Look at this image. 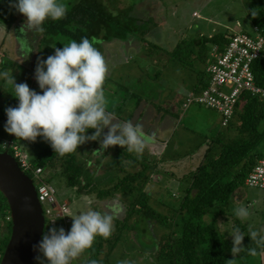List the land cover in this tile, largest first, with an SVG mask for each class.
I'll use <instances>...</instances> for the list:
<instances>
[{
    "label": "trees",
    "instance_id": "obj_1",
    "mask_svg": "<svg viewBox=\"0 0 264 264\" xmlns=\"http://www.w3.org/2000/svg\"><path fill=\"white\" fill-rule=\"evenodd\" d=\"M4 1L0 0V23L10 27L12 24L8 21L12 17L19 20L17 23L20 22L22 25L26 23V17L11 6L17 4L18 0ZM66 4L68 5L66 16L58 21L48 19L43 25L45 28L43 33L25 29L31 37L27 42L32 52L34 51V54H31L29 70L34 71L38 59L54 55L55 48L62 49L71 40L80 42L83 37L89 39L97 37L104 43L121 42L134 32L135 27L130 26L131 22L142 23L134 18L135 15L130 17L131 13H134L131 8H128L127 17L121 19L126 10L120 9L114 14L102 0H68ZM3 8L6 10L2 11ZM254 8L259 9L256 18L251 16L250 11L248 12ZM246 20L250 30L239 24L240 31L252 34L253 28H257L263 39L262 54L252 63L251 68L256 85L264 88V0H248ZM20 29L17 28V34L20 33ZM142 33L141 40L145 42V31ZM227 34L226 30H218L209 36L197 34L187 45L188 50L183 52L178 45L171 54L179 55V63L187 59L185 62L190 61V65L194 61L205 68L209 60L210 47L216 46L221 52L227 43ZM159 70L155 73L159 74ZM201 70L195 86L190 91L195 94L207 83L205 69ZM140 71V75L135 76V85H139L137 82L141 83L146 76L149 79L153 78L155 82L157 77H152L149 72L141 69ZM149 79L147 82H150ZM124 88L122 92L127 95L129 86ZM130 97L128 94V98ZM242 97L243 103L237 105L231 121L225 127L219 128L211 139L205 137L203 144H206V149L202 161L194 169L187 170L179 176V181L187 184V187L181 191L177 207L167 206L164 212L155 208L163 204V199L153 198V194L144 189L152 182L153 176H160L165 172L159 166L160 160L150 154V147H146L141 157L119 146L103 149L100 155H93V151L103 140L104 136L101 135L92 142V146L84 154H80L81 145L77 148V153L61 157L55 154L48 142L45 148L31 156L32 167L42 169L46 184H50L54 175L50 173L47 176V171H53L58 163L61 168L59 174L65 178L67 187L75 188L78 195L83 192L94 195V201L90 203L94 210L108 212L109 205H115L116 201L122 207L121 213H118L114 220L115 231L112 236L108 239L97 237L93 248L81 256L85 259H80L79 264H90L92 260L97 264H110L109 256L120 244L123 234L139 235L140 232H148L152 237L149 247L155 248L151 254L153 264H225L232 259L233 240L227 236L224 224L232 222L235 227L241 224L232 208L237 207L234 204L235 191L246 186L245 179L248 173L257 161L264 157V102L259 97L249 94ZM165 99L160 93L153 99H146V102L136 100V107L127 113L124 121H130L133 116L136 120L144 116L146 119L149 118V121L157 120L156 128L165 130L169 121L176 118V114L170 113L165 106ZM183 104L184 102L182 107ZM182 127L185 128V125ZM94 133L93 129H89L86 135L91 136ZM152 145L157 146L155 143ZM7 152L12 155L10 150ZM184 156L185 154L179 155V160ZM99 169H102V174H99L102 176L98 178L96 175ZM27 174L32 177L30 173ZM157 183L161 186L164 179H159ZM66 199L70 206L71 200ZM0 219L4 222L3 230L0 232L1 260L11 234L9 208L1 193ZM72 223V218L66 225L58 219L52 227L57 230L64 228L67 233L68 226ZM241 231L245 234L242 246L245 249L254 247L248 233H245L244 229ZM257 251L263 252L259 248ZM38 256L40 259H37L35 264H47L40 252ZM236 257L247 258L250 255L240 252Z\"/></svg>",
    "mask_w": 264,
    "mask_h": 264
},
{
    "label": "rangeland",
    "instance_id": "obj_2",
    "mask_svg": "<svg viewBox=\"0 0 264 264\" xmlns=\"http://www.w3.org/2000/svg\"><path fill=\"white\" fill-rule=\"evenodd\" d=\"M102 1L114 14H117L120 9L126 10L121 15V19L129 14L128 8H131L130 10H133L134 13H131L130 17L135 15L134 18L142 21L141 24L131 22L130 26L135 27V30L124 41L122 40V43L112 41L96 45L104 54L109 68L104 85L109 110L115 114L120 122H123L127 113L132 112L136 107V100L140 99L146 102L162 93V97L166 98L165 106H167L168 111L176 114L174 121L170 120L165 130L156 128L157 120L149 121V118L146 119L144 116L137 120L133 116L134 120L132 117L130 120L133 124H142L145 133L155 134V140L152 144L155 143L157 146L150 144L147 147L151 148H149L150 154L160 160L159 166L165 172L163 175L153 176L152 182H149L144 189L152 193L153 198L163 199V204L155 208L164 212L167 206L177 207L181 191L187 187V184L179 181V176L187 170L194 169L202 161L206 149V144H203L205 137L211 139L220 128L219 114L216 111L199 105H191L187 109H183L182 103L185 100V95L192 91L200 76L199 72L205 68L194 61L190 65V61L189 63L185 62L187 59H184L183 63H179V55L171 53L178 45L181 46L183 52L188 50L187 45L197 34L209 36L218 30L236 33L240 31L239 24L247 29L248 0ZM4 2L10 1L5 0ZM62 2L67 3L68 0H62ZM3 10L6 9L3 8ZM17 21L19 20L12 17L8 21L9 24H12L10 27L0 23V73L8 70L12 73L17 84L26 83L30 89L42 94L35 79V70H29L31 54L33 55L34 51L25 58V53L21 49V39L28 41L31 39L30 34H27L26 31L23 34L21 32L17 34V28H22L25 24L22 25ZM19 24L21 25L19 26ZM142 29L145 31V42L141 40L143 39ZM45 59L47 58H43V60ZM140 69L149 72L152 77H157L156 80L154 79L155 82H153V78L149 79L146 76L143 81H140L141 83L137 82L139 85H135L134 79L135 76L140 75ZM156 70H159V74L155 73ZM148 79L150 82H147ZM123 86H129L130 98H128V94H123L122 91L125 89ZM12 92V86L6 84L5 78L0 76V143L11 139L27 154L35 156L48 145L43 137H38L33 143L20 140L4 130L7 123L5 110L9 107H17L19 104ZM183 125L188 130L183 128ZM93 131L95 132L94 129ZM108 131L109 129L105 127L101 135L105 136ZM92 142L88 141L83 144L82 147L84 148L81 147L80 154L87 153ZM97 150H103L101 144L95 149V151ZM2 151L4 150H1L0 147V152ZM182 154L185 156L179 160V155ZM60 169L57 163L53 171H47V176L54 173L50 184L55 187L62 200L66 198L71 200V216L73 217L89 208L94 210L93 206L90 205L94 201V195L87 192L78 195L75 188L67 187L65 178L59 174ZM97 171L99 173L96 176L99 178L102 176L99 175L102 169ZM159 179H164L161 186L157 183ZM33 184L36 186L37 180L33 179ZM263 197L264 190L243 186L235 191L234 204L237 207L240 205L248 206L247 202L243 203L245 198L254 200ZM113 208L116 209L117 213L122 211V207L117 201L115 205H109V209ZM249 211L251 216L246 221L240 220L241 224H237L236 227L244 229L245 233H248L249 226H251L253 230L260 231L261 235L264 236V213L260 212L259 206H253ZM3 226L4 222L0 219V232L3 230ZM71 226H68V230L66 228L67 232L70 231ZM232 226L235 227L232 222L224 224L225 232L231 240H233ZM48 229L46 222L45 234ZM151 238L148 232H140L139 235H135V233L123 234L120 244L109 256L110 264H118V261L125 259L134 262V264H153L151 254L155 248L149 247ZM260 253L257 256L247 258L235 257L236 264H263L264 251ZM81 256L72 264L81 263L80 259H85Z\"/></svg>",
    "mask_w": 264,
    "mask_h": 264
},
{
    "label": "clouds",
    "instance_id": "obj_3",
    "mask_svg": "<svg viewBox=\"0 0 264 264\" xmlns=\"http://www.w3.org/2000/svg\"><path fill=\"white\" fill-rule=\"evenodd\" d=\"M11 6L26 17V23L20 29L22 34L26 26L43 33V25L48 19L58 21L68 12V5L62 0H18L17 4ZM249 11L253 18L259 15L258 8ZM20 43L27 58L32 49L27 40L21 39ZM101 43L97 37H83L80 42L71 40L62 49L55 48V54L46 61L38 59L35 79L42 94L30 89L26 83L17 84L10 71L0 73L5 83L12 86V95L19 101L17 107L5 110L7 123L4 130L20 140L33 143L38 137H43L55 154L63 157L77 153V148L88 141H96L107 127L109 131L101 141L102 149L119 146L141 157L146 147L154 142L155 134L145 133L140 123L120 122L109 110L104 91L109 68L104 54L96 47ZM89 129L95 130L91 136L86 135ZM101 153L97 150L92 154ZM255 204L256 201H253L251 205L234 208V215L246 221L251 216L249 209ZM117 215L115 208L105 213L89 208L71 217L73 223L69 232L66 233L64 228L57 230L52 227L34 248L39 250L47 264H72L93 248L97 237L108 239L112 236ZM231 235L234 259L225 264H236L235 257L240 252L257 256L261 254L258 248L264 251V236L251 226L248 235L254 247L245 249L242 246L245 234L239 227H234ZM90 264L97 262L92 260ZM118 264L134 262L125 259L118 261Z\"/></svg>",
    "mask_w": 264,
    "mask_h": 264
},
{
    "label": "built area",
    "instance_id": "obj_4",
    "mask_svg": "<svg viewBox=\"0 0 264 264\" xmlns=\"http://www.w3.org/2000/svg\"><path fill=\"white\" fill-rule=\"evenodd\" d=\"M262 50L263 39L257 28H253L252 34L228 32L227 43L221 52L216 46L210 48L205 66L206 86L196 94L188 93L183 107L186 109L191 105H199L216 111L219 114V127L222 128L233 118L237 105H242L244 94L259 97L264 102V88L256 85L251 68L252 63L261 56ZM0 147L12 152L19 168L26 175L27 172L32 175V182L33 179L37 180L38 184L34 187L45 223L50 227L58 219L65 225L70 223L71 212L67 199L62 200L54 186L44 182L42 169L34 168L30 163L31 155L11 139L1 142ZM245 185L264 190V157L248 173Z\"/></svg>",
    "mask_w": 264,
    "mask_h": 264
},
{
    "label": "water",
    "instance_id": "obj_5",
    "mask_svg": "<svg viewBox=\"0 0 264 264\" xmlns=\"http://www.w3.org/2000/svg\"><path fill=\"white\" fill-rule=\"evenodd\" d=\"M0 193L11 221V234L0 264H35L45 220L34 184L7 151L0 152Z\"/></svg>",
    "mask_w": 264,
    "mask_h": 264
},
{
    "label": "crops",
    "instance_id": "obj_6",
    "mask_svg": "<svg viewBox=\"0 0 264 264\" xmlns=\"http://www.w3.org/2000/svg\"><path fill=\"white\" fill-rule=\"evenodd\" d=\"M120 43H122V42H120ZM123 44H126V43H123ZM128 44V43H127ZM126 44V45H127ZM125 46V45H124ZM134 119V118H133ZM159 134V133H158ZM253 201H256V204L254 205V206H259V209H260V212L261 213H264V197L263 198H255L254 200H248L247 198H245L244 200H243V203L244 202H247L248 204L247 205H251L252 204V202ZM240 203H242V202H240ZM242 203V204H243ZM261 260H263V259H261ZM264 262V261H263ZM262 262V263H263ZM264 264V263H263Z\"/></svg>",
    "mask_w": 264,
    "mask_h": 264
}]
</instances>
